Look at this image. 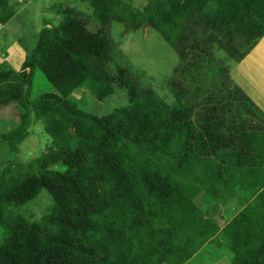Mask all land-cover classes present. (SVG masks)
Returning <instances> with one entry per match:
<instances>
[{
    "label": "trees",
    "instance_id": "16d2710c",
    "mask_svg": "<svg viewBox=\"0 0 264 264\" xmlns=\"http://www.w3.org/2000/svg\"><path fill=\"white\" fill-rule=\"evenodd\" d=\"M81 1L89 10L51 6L59 22L42 19L19 69L0 66V105L19 110L0 144L17 151L36 120L49 136L23 172H0V264H183L220 235L231 251L225 264H264V184L220 223L221 205L240 196L180 130L198 101L192 74L207 79L208 67L219 68L216 49L237 61L250 52L264 34V0ZM14 12L0 0V25ZM112 22L126 31L152 25L174 47L181 60L166 79L171 96L124 63ZM198 46L202 52L192 53ZM35 68L54 92L30 97ZM207 87L205 107L264 166L263 110L230 75ZM80 90L98 101L125 96L96 114L71 98ZM201 117L212 119L205 110ZM192 122L182 125L185 134ZM41 189L51 202L37 218L10 210Z\"/></svg>",
    "mask_w": 264,
    "mask_h": 264
},
{
    "label": "rangeland",
    "instance_id": "374dc122",
    "mask_svg": "<svg viewBox=\"0 0 264 264\" xmlns=\"http://www.w3.org/2000/svg\"><path fill=\"white\" fill-rule=\"evenodd\" d=\"M133 1L137 6H140L139 4L145 3L147 0ZM10 2L15 12L11 19L4 25H0V66L10 67L16 70L19 69L21 61L33 46L37 36L35 34H37L38 29L43 25L42 19L48 20L50 24H56L61 19V13L50 9L51 6L65 4L76 7L77 9L81 8L85 11L89 10L87 4L81 0H10ZM90 27L96 28L97 25L94 24L92 26L91 24ZM124 27L118 22H112L110 25V36L116 48L120 50L122 55H125L124 63L130 66L136 73L141 74V78L151 85L159 96L167 97L164 92L167 87L166 79L171 76L174 66L181 60L173 49L174 47L162 39L159 32L156 33L153 31L152 25L145 26L137 31H126ZM201 52L202 50L199 46L192 50V53L200 54ZM215 52L217 55L226 58L223 50L216 49ZM250 53L249 55L247 53L250 59L246 67L250 74L258 79V72H264V34L258 39ZM204 57L207 58L208 54L204 55ZM229 61L236 67H238L237 63L240 62L237 60L232 61V59ZM205 66H207L206 63ZM208 68L211 69V72L208 74L210 77H206L207 81L216 83L220 77L215 78L212 67ZM202 79L203 81L206 80L205 78ZM231 79L238 84L233 77ZM196 80L200 81V78ZM259 82L261 83L262 80L260 79ZM41 92H54V88L44 77L43 73L38 68H35L33 70L29 95L31 98H35ZM85 95V98H83L80 90L73 92L71 98L76 99L84 110L101 114L103 112H109L110 108L116 103L113 101L124 98L125 92L116 91L112 97H107L102 101L96 100L90 94ZM18 119L19 110L15 103L0 105V126L9 125L8 127H0V132L12 128L18 122ZM33 123V125L28 127V135L18 144L17 151L9 150L4 144H0V172L7 169L12 170L16 174L23 172L26 169V160L39 154L41 149L45 147L49 141V136L43 131L42 124L39 120ZM40 130H42V133ZM13 160L15 163H12ZM248 194L250 195L252 193ZM247 195L241 194L240 198L229 197L221 205L220 211L222 219L217 217L218 221L224 223L223 220L228 219L230 215H233L239 210L240 205L250 201L253 196L249 200L244 199ZM50 202V196L46 190L41 189L32 201L11 207L10 210L31 220L43 213ZM1 234L2 229L0 227V241ZM230 256L231 251L228 247L227 240L220 235L211 242L206 243L188 264H225L230 259Z\"/></svg>",
    "mask_w": 264,
    "mask_h": 264
},
{
    "label": "crops",
    "instance_id": "0c3cea01",
    "mask_svg": "<svg viewBox=\"0 0 264 264\" xmlns=\"http://www.w3.org/2000/svg\"><path fill=\"white\" fill-rule=\"evenodd\" d=\"M251 51L252 49L250 52ZM226 55L228 56V60L226 59L227 61H222L219 56L214 55L216 59L214 58L213 62L220 64L219 68L213 70L214 73L215 71L222 72V75L218 76L220 78L226 74H230L254 103L264 111V72H258L259 77L257 79L254 75L250 74L246 67L250 56L247 55L248 57L246 56L240 60V62L237 63L238 67H236L229 61L230 59H232V61L235 60L227 53ZM232 65H234V67H232ZM231 67L232 69L230 70ZM255 73L257 74V72ZM192 77L195 78V83L190 84V89H192L196 101L197 99L198 101L194 106L195 111L191 112L189 114V119H184L182 124L184 125L190 120H193L189 129L184 128L188 133L185 134L182 125L180 127L182 135L190 142L192 147L216 169L221 177L228 182L240 197L241 194L247 195L248 193H252L244 197V199L249 200V198L255 194V191H257L256 188L264 184V167L245 149L230 129L224 125L213 111L205 107L203 96L205 93L204 91L208 90L207 85H210V82L207 81V79L203 81L202 78L200 81L196 80L198 76L194 73ZM260 79L262 80L261 83L259 82ZM164 92L166 93L165 95L171 96L169 87H166ZM179 95L182 97V92H180ZM203 110L211 114L212 119L210 121H206L204 117H201V112ZM231 216L232 215H230L228 219L231 218ZM228 219H224L223 221L226 222ZM197 253L193 254L183 264H188Z\"/></svg>",
    "mask_w": 264,
    "mask_h": 264
},
{
    "label": "clouds",
    "instance_id": "9594fccd",
    "mask_svg": "<svg viewBox=\"0 0 264 264\" xmlns=\"http://www.w3.org/2000/svg\"><path fill=\"white\" fill-rule=\"evenodd\" d=\"M186 139V138H185ZM187 140V139H186ZM238 140V139H237ZM188 141V140H187ZM239 141V140H238ZM189 142V141H188ZM240 142V141H239ZM190 143V142H189ZM241 143V142H240ZM242 144V143H241ZM243 145V144H242ZM246 149V148H245ZM247 150V149H246ZM248 151V150H247ZM249 152V151H248ZM250 153V152H249ZM251 154V153H250ZM252 155V154H251ZM253 156V155H252ZM254 157V156H253ZM257 161V160H256ZM259 163V162H258Z\"/></svg>",
    "mask_w": 264,
    "mask_h": 264
}]
</instances>
